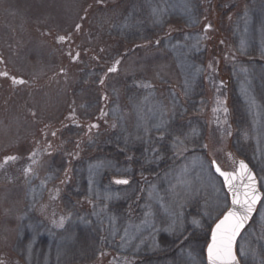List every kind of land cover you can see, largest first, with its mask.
I'll return each mask as SVG.
<instances>
[{
    "label": "rangeland",
    "instance_id": "1",
    "mask_svg": "<svg viewBox=\"0 0 264 264\" xmlns=\"http://www.w3.org/2000/svg\"><path fill=\"white\" fill-rule=\"evenodd\" d=\"M262 21L264 0H0V264H208L212 162L241 160L263 196L237 255L264 264Z\"/></svg>",
    "mask_w": 264,
    "mask_h": 264
},
{
    "label": "snow or ice",
    "instance_id": "2",
    "mask_svg": "<svg viewBox=\"0 0 264 264\" xmlns=\"http://www.w3.org/2000/svg\"><path fill=\"white\" fill-rule=\"evenodd\" d=\"M163 12V9H153V15H160ZM210 28L211 26H207ZM261 29L264 30V21L261 22ZM79 28V25L77 26ZM61 40H64V37H60ZM159 44V41L156 42ZM119 64V61H116ZM109 72L116 71V67L108 69ZM15 82V78H13ZM23 83V81H20ZM103 84V80L100 81ZM137 87H147V85H136ZM254 103V102H253ZM226 111V109H225ZM165 122L161 121L159 125H156L157 129L160 131V135L158 137L159 140L164 139V131ZM91 127H98V125H92ZM145 131H148L145 128ZM55 135V133H53ZM159 152V149H156ZM32 155H35L34 153ZM7 159H15V157L6 158ZM213 166H215V161L212 162ZM240 169L247 173V179L249 180L250 186V199H246L242 203L237 199H233L232 203L234 206L238 205V208L235 210L229 209L226 214H224L223 219H220L218 223H216L215 228L211 231V242L207 244V256H208V264H240L239 259L237 258V254L234 251V241L236 237L240 233V229L244 226V222L249 219L250 214L253 212L254 205L260 199L259 194L257 193V189L255 187L256 179L253 175L252 171L248 168V165L244 163V161L240 162ZM216 172L219 175L223 176L225 179V184H227L232 190L234 188L233 185L229 183L231 177L228 173L221 171L219 167H216ZM116 184L127 185L129 180L127 179H117L114 181ZM175 220L173 224L170 225L174 227ZM197 221H193V224H196ZM64 220L61 218L59 222V227H63ZM245 253L243 251L240 252V256H244Z\"/></svg>",
    "mask_w": 264,
    "mask_h": 264
},
{
    "label": "water",
    "instance_id": "3",
    "mask_svg": "<svg viewBox=\"0 0 264 264\" xmlns=\"http://www.w3.org/2000/svg\"><path fill=\"white\" fill-rule=\"evenodd\" d=\"M241 161H244V160H241ZM241 161L238 162L237 169L235 171H224L221 169V171L226 172L230 175L231 179H230L229 183L234 186V188L232 190H230L229 186L227 184H225L224 177L219 175L222 178L224 185H225V188H226V190L230 196L231 205H230L229 209H233V210L238 208V205L234 206L232 203L234 198L242 203L246 199H250V196H251L249 180L247 179V173L240 169V162ZM244 163L248 165V168L252 171L253 175L255 176V179H256L255 187L257 189V193L260 196V199L254 205L253 212L250 214L249 219L244 222V226L240 229V233L234 241V251L236 252V254H237L238 241H239L242 233L245 231V229L248 227V225L250 224V222L252 221V219L256 215V212L258 210L259 204H260V202L262 200V196H263L262 192L260 191L259 181L257 179L255 172L252 170V168L250 167V165L247 162L244 161ZM216 167H218V166H215V168ZM221 219H223V217ZM214 228H215V226H214ZM210 242H211V238H210ZM206 254H207V252H206ZM237 258H238V255H237ZM207 263H208V256H207Z\"/></svg>",
    "mask_w": 264,
    "mask_h": 264
},
{
    "label": "trees",
    "instance_id": "4",
    "mask_svg": "<svg viewBox=\"0 0 264 264\" xmlns=\"http://www.w3.org/2000/svg\"><path fill=\"white\" fill-rule=\"evenodd\" d=\"M214 18V16H213ZM210 45L212 46L213 43L210 41ZM116 179L113 180V183ZM116 184V183H114ZM93 264H110V260L108 258H100L97 261L93 262Z\"/></svg>",
    "mask_w": 264,
    "mask_h": 264
},
{
    "label": "bare ground",
    "instance_id": "5",
    "mask_svg": "<svg viewBox=\"0 0 264 264\" xmlns=\"http://www.w3.org/2000/svg\"><path fill=\"white\" fill-rule=\"evenodd\" d=\"M168 181L172 184L173 179L172 178L168 179ZM168 181L167 182L165 181L164 185H167V183H169Z\"/></svg>",
    "mask_w": 264,
    "mask_h": 264
}]
</instances>
